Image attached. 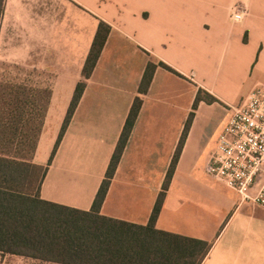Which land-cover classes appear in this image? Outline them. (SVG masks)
Wrapping results in <instances>:
<instances>
[{"label":"crops","instance_id":"crops-1","mask_svg":"<svg viewBox=\"0 0 264 264\" xmlns=\"http://www.w3.org/2000/svg\"><path fill=\"white\" fill-rule=\"evenodd\" d=\"M236 8L245 13L239 23L230 19ZM101 21L111 30L84 80ZM0 56L28 68L29 82L51 92L33 159L39 166L48 165L76 87L85 81L41 200L91 209L139 98L100 214L146 225L184 137L156 229L213 243L203 264H264V209L242 202L205 171L232 108L264 86V0H5ZM150 63L156 69L140 94ZM200 91L216 102L194 108Z\"/></svg>","mask_w":264,"mask_h":264},{"label":"trees","instance_id":"trees-1","mask_svg":"<svg viewBox=\"0 0 264 264\" xmlns=\"http://www.w3.org/2000/svg\"><path fill=\"white\" fill-rule=\"evenodd\" d=\"M5 0H0V22ZM101 21L86 58L82 76L90 78L110 33ZM160 66L165 67L163 63ZM156 66L148 64L139 92L146 94ZM85 81L77 85L72 102L47 166L33 163L51 96L47 88L34 87L28 79H0V256L24 264H203L213 243L156 229L164 192L183 144L182 138L149 222L135 225L106 218L100 210L122 151L142 104L131 108L94 203L81 211L41 200L40 188L48 167L82 97ZM216 102L200 91L194 108ZM193 119L187 122L186 130Z\"/></svg>","mask_w":264,"mask_h":264},{"label":"built area","instance_id":"built-area-1","mask_svg":"<svg viewBox=\"0 0 264 264\" xmlns=\"http://www.w3.org/2000/svg\"><path fill=\"white\" fill-rule=\"evenodd\" d=\"M245 13L232 11L239 23ZM205 171L234 190L242 202L264 209V86L255 87L245 102L232 108Z\"/></svg>","mask_w":264,"mask_h":264},{"label":"rangeland","instance_id":"rangeland-1","mask_svg":"<svg viewBox=\"0 0 264 264\" xmlns=\"http://www.w3.org/2000/svg\"><path fill=\"white\" fill-rule=\"evenodd\" d=\"M28 68L23 67H17L9 62H6L2 59L0 56V79L2 80H8V81H14L19 82L28 79L29 74ZM44 88V87H43ZM0 264H24L23 262H6L5 259H3L0 256Z\"/></svg>","mask_w":264,"mask_h":264}]
</instances>
